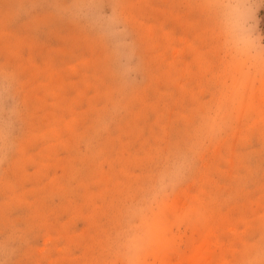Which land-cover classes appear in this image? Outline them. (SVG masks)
I'll use <instances>...</instances> for the list:
<instances>
[{"label":"rangeland","instance_id":"obj_1","mask_svg":"<svg viewBox=\"0 0 264 264\" xmlns=\"http://www.w3.org/2000/svg\"><path fill=\"white\" fill-rule=\"evenodd\" d=\"M0 264H264V0H0Z\"/></svg>","mask_w":264,"mask_h":264}]
</instances>
